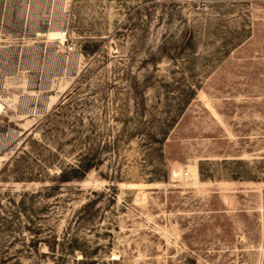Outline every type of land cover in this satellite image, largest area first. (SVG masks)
Returning a JSON list of instances; mask_svg holds the SVG:
<instances>
[{
  "label": "rangeland",
  "instance_id": "rangeland-1",
  "mask_svg": "<svg viewBox=\"0 0 264 264\" xmlns=\"http://www.w3.org/2000/svg\"><path fill=\"white\" fill-rule=\"evenodd\" d=\"M0 102V264H264V0H0Z\"/></svg>",
  "mask_w": 264,
  "mask_h": 264
},
{
  "label": "trees",
  "instance_id": "trees-1",
  "mask_svg": "<svg viewBox=\"0 0 264 264\" xmlns=\"http://www.w3.org/2000/svg\"><path fill=\"white\" fill-rule=\"evenodd\" d=\"M81 150L77 153V159L75 163L70 165V171L62 169L60 171V180L70 181L74 178H81L88 170L94 166V154L91 148L90 138L85 137L80 140Z\"/></svg>",
  "mask_w": 264,
  "mask_h": 264
},
{
  "label": "bare ground",
  "instance_id": "bare-ground-1",
  "mask_svg": "<svg viewBox=\"0 0 264 264\" xmlns=\"http://www.w3.org/2000/svg\"><path fill=\"white\" fill-rule=\"evenodd\" d=\"M47 36H48L49 39H57L58 38V39H60L61 42L64 40V38L61 36V32L57 31L55 29H52V30L48 31L47 32ZM4 108H5L4 105L0 102V114L3 112Z\"/></svg>",
  "mask_w": 264,
  "mask_h": 264
},
{
  "label": "built area",
  "instance_id": "built-area-1",
  "mask_svg": "<svg viewBox=\"0 0 264 264\" xmlns=\"http://www.w3.org/2000/svg\"><path fill=\"white\" fill-rule=\"evenodd\" d=\"M67 35H68V32H67V31H63V32H62V36H63V37H66ZM70 40L72 41V39H70ZM68 49H69L70 52L74 51V45H73V44L70 45V46L68 47Z\"/></svg>",
  "mask_w": 264,
  "mask_h": 264
}]
</instances>
